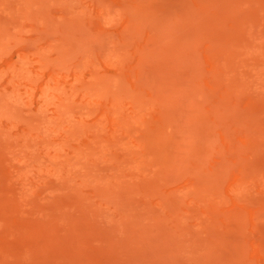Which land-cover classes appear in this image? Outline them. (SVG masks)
I'll list each match as a JSON object with an SVG mask.
<instances>
[{"label":"rangeland","instance_id":"obj_1","mask_svg":"<svg viewBox=\"0 0 264 264\" xmlns=\"http://www.w3.org/2000/svg\"><path fill=\"white\" fill-rule=\"evenodd\" d=\"M0 264H264V0H0Z\"/></svg>","mask_w":264,"mask_h":264}]
</instances>
